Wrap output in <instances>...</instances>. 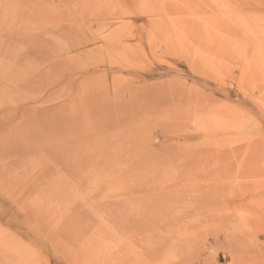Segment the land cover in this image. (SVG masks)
Here are the masks:
<instances>
[{"label":"rangeland","instance_id":"obj_1","mask_svg":"<svg viewBox=\"0 0 264 264\" xmlns=\"http://www.w3.org/2000/svg\"><path fill=\"white\" fill-rule=\"evenodd\" d=\"M2 121L0 264H264V0H0Z\"/></svg>","mask_w":264,"mask_h":264},{"label":"bare ground","instance_id":"obj_2","mask_svg":"<svg viewBox=\"0 0 264 264\" xmlns=\"http://www.w3.org/2000/svg\"><path fill=\"white\" fill-rule=\"evenodd\" d=\"M126 1V3L127 4H130L131 2H133V1H135V0H125ZM97 21H98V19H97ZM100 21V20H99ZM111 22V21H110ZM93 23V22H92ZM92 25V24H91ZM102 27H104V26H102ZM120 30V29H119ZM122 32V31H121ZM124 32V31H123ZM121 33V35H123L124 33ZM93 38V37H92ZM99 38V37H98ZM85 42H87V41H85ZM93 42V41H92ZM30 43H31V41H30ZM88 76V75H87ZM52 85V84H51ZM50 86V85H49ZM104 93V92H103ZM93 94V93H92ZM97 99V98H96ZM41 104V103H40ZM43 105V104H42ZM40 106V105H39ZM55 107V106H54ZM43 109V108H42ZM57 110V109H56ZM52 111V110H51ZM13 127H12V125H11V122L9 123H7L6 121H2V124H0V143L2 142V143H5V142H8V141H10L9 139H11V137L13 138L14 137V135L12 136V134L10 135V133H11V129H12ZM2 138V139H1ZM8 147V146H7ZM4 151H8L7 150V148H5L4 149ZM9 152V151H8ZM7 152V153H8ZM225 220V219H224ZM165 243V242H164ZM164 243H159V245L158 246H156V251L158 250H160L161 249V247H165L164 246ZM161 244V245H160ZM163 248H162V250H163ZM168 248H169V246H168ZM170 249V248H169ZM155 250V249H154ZM152 251V252H156V251ZM174 251V250H173ZM183 251V250H182ZM182 253V252H181ZM183 255V257H184V254H182ZM182 257V258H183ZM184 259H185V257H184ZM186 261V260H185ZM180 263V262H179ZM169 264H173V263H169Z\"/></svg>","mask_w":264,"mask_h":264}]
</instances>
